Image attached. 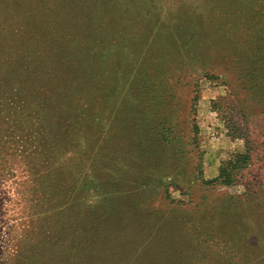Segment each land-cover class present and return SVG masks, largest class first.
I'll list each match as a JSON object with an SVG mask.
<instances>
[{"label":"rangeland","instance_id":"rangeland-1","mask_svg":"<svg viewBox=\"0 0 264 264\" xmlns=\"http://www.w3.org/2000/svg\"><path fill=\"white\" fill-rule=\"evenodd\" d=\"M219 1L0 0V79L21 68L0 80V264H264V34L246 36ZM53 93L41 135L18 133ZM25 101L30 111L2 112ZM134 120L162 149L152 191L134 190L148 161L125 141ZM246 148L233 185L194 180L197 163L211 180Z\"/></svg>","mask_w":264,"mask_h":264},{"label":"trees","instance_id":"trees-1","mask_svg":"<svg viewBox=\"0 0 264 264\" xmlns=\"http://www.w3.org/2000/svg\"><path fill=\"white\" fill-rule=\"evenodd\" d=\"M98 1L99 0H91V2H98ZM89 4H92V3H89ZM219 4L223 8H225V10H229L228 12L225 13V16L236 17V15L238 13L239 18L245 21L244 25H246L247 26L246 29H248L246 36H248L251 33H253V34H256V33L264 34V0H220ZM235 7H236L237 12H236V10L233 9ZM85 12H86V17L89 16V18L85 21L87 24L88 22H90V18L93 15V11H92V9L87 8V11H85ZM243 28H244V26H242L241 30ZM81 43L82 44L79 47H81V51H82L84 49V47H83L84 40L81 41ZM8 69L9 70L6 73H4V74L1 73V76H2V78L0 79L1 83L5 81L4 84L2 85V88L5 85H8V82L10 83V81H13L15 79V77L18 75V73L21 72V68L19 66L11 67ZM78 70L87 75V76H84V78L88 84L92 85L94 83L95 75L93 73V68L90 66L89 63H87V62L86 63H80L78 66ZM7 74L9 75V77L7 76ZM10 75H12L13 77H11ZM148 76H149V72L143 74V77L141 79L143 84H146V79ZM158 78L160 79V76H158ZM27 80H28V77L26 76V77H24V79H22V83L27 82ZM0 90H1V87H0ZM1 92H3V89L1 90ZM1 92H0V94H1ZM21 93H22V91H21ZM56 95H57V93H53V95H51V97H49V100H47V101H49V102L51 101L50 104H49V102H47L46 104L38 103L37 105L32 106V108H37V110H35L32 113L33 116L25 118L24 120L26 122L23 120H20L16 124L17 126H15L14 129H16V131H18V133H20V134L25 133V131H26V133L28 131V134H36V128H37V130H38L37 135H41V132L43 131L42 129L45 127L44 119H45V116L47 115V111H48L46 109H52V107H50V106L55 105V100L53 98H55L54 96H56ZM151 96H152V94H149V97H151ZM156 97H157L156 94L153 95V98H156ZM130 102H131V100H129V103ZM196 102H197V97L195 96L191 100V109H192L191 115L192 116L194 115V112H195ZM62 105H65V104H62ZM28 106H29V104H27V101L19 102V105H16L14 102H11L9 105H7V109H5L2 112L5 114V113L10 111V115L13 117L16 114L20 115L24 111H30V108ZM116 115H117L116 121H114L113 124H115V127L117 128V132H119L120 129H122V125H124L123 129L125 130L126 129V123L122 120L124 118L123 115H121V113L118 111H117ZM147 121L148 120H145V122H147ZM165 121L166 120L160 121L158 124V128L162 127V132L171 134L172 133V130H171L172 126H170V124H169L166 127V125L168 123ZM130 123L132 124V121H129V124ZM133 123L134 124H133L132 130L131 131L128 130L129 132H128V135H127V138L125 139V141L128 145H130L131 138L138 141V144L135 146V148L138 149V152L141 155L143 153L146 156V158L148 159V161L150 162V163H148V161H145V170H144L143 174H139V175L136 174V176L134 175L135 178H138L136 180L140 182L139 184H136V188H134V190L142 189V191L145 192L147 190H151V187H154L153 183L157 182V179L159 178L158 174L164 172L165 168H164L163 163L158 164L159 159L161 158L162 149H161V151L156 150L157 151L156 152L151 147V144L147 143V141H148L147 140L148 139L147 134L136 137V133H137V131H139L140 128L135 123V120L133 121ZM147 123H149V121ZM147 125H149V124H147ZM31 129H33V132L29 133ZM132 132H133V134H132ZM189 133L191 134L190 139L193 141V143H195L196 142V136L198 134V128L195 124L194 117H191V120H189ZM159 137H160V140L157 141L158 146H163L164 144L171 143V141L168 140L167 134H164V135L159 136ZM82 152H84V151H82ZM157 155H158V157H156ZM151 158H153V159H151ZM29 162H30V164H33V167L36 163H38V161L35 160L34 157L30 158ZM250 162H251V154H250L248 148H246V150L244 152H237L235 154H231L227 160H224L220 163L217 176L211 180H205L202 177V174L200 173V165L197 163V165L194 169V177H195L194 180L198 181V183L201 186L211 187V189H216L218 187H223V186H231L235 183V181H236L237 177L239 176V174L241 173V171L248 167ZM30 164H29V167H30ZM118 167L119 168H116L114 173L118 172L121 168H123V166H118ZM33 170H34V168H29L28 171L27 170L26 171L29 174V176L34 179L33 183L35 184L36 178H39V175L36 174L35 171L33 172ZM60 183H62V181H60ZM163 187H164V190L162 193V195L164 196L163 199L164 200H167V199L171 200V195L169 192V186L164 185ZM84 207H85V205H84Z\"/></svg>","mask_w":264,"mask_h":264}]
</instances>
